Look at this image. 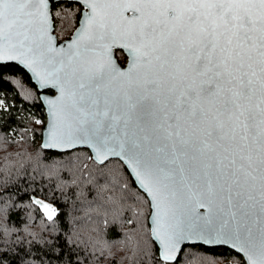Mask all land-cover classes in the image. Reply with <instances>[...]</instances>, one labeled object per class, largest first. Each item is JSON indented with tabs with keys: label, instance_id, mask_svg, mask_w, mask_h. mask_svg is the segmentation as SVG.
<instances>
[{
	"label": "snow or ice",
	"instance_id": "snow-or-ice-1",
	"mask_svg": "<svg viewBox=\"0 0 264 264\" xmlns=\"http://www.w3.org/2000/svg\"><path fill=\"white\" fill-rule=\"evenodd\" d=\"M81 2L90 11L65 53L50 35V0H0V62L60 85L49 146L85 145L101 166H131L155 201L158 264L194 238L264 264V0ZM118 37L132 46L128 71L104 58ZM65 244L57 264L95 256ZM32 259L0 244V264Z\"/></svg>",
	"mask_w": 264,
	"mask_h": 264
},
{
	"label": "trees",
	"instance_id": "trees-1",
	"mask_svg": "<svg viewBox=\"0 0 264 264\" xmlns=\"http://www.w3.org/2000/svg\"><path fill=\"white\" fill-rule=\"evenodd\" d=\"M82 8L71 0L53 4L59 39L71 36ZM117 55L124 62V52ZM46 120L40 90L29 72L18 63L0 62V244L21 255L30 249L34 259L28 264L67 260L66 237L79 245L81 260L88 252L95 253L87 264H158L150 199L129 169L115 158L101 166L88 147L44 149ZM44 203L55 208L52 219ZM53 247L64 255H53ZM165 264H245V260L228 246L198 243L186 244L175 262Z\"/></svg>",
	"mask_w": 264,
	"mask_h": 264
},
{
	"label": "water",
	"instance_id": "water-1",
	"mask_svg": "<svg viewBox=\"0 0 264 264\" xmlns=\"http://www.w3.org/2000/svg\"><path fill=\"white\" fill-rule=\"evenodd\" d=\"M57 1H60V0H50V4H49L50 12L52 14V17H51L52 31H51L50 35L53 37V45L55 46L56 51L59 52V51L63 50V52L67 53L69 51V44L74 43L76 30L79 29L83 23V15L87 11H90V9H87L86 6H83L81 16L79 19V23H78L77 27L75 28V30L73 31V33L71 34V36L64 38V39H59L58 34L55 32V23H54L53 12H52L53 4ZM71 1H76V0H71ZM80 4L82 5V2ZM124 15H125V17L131 19L132 12L131 11L125 12ZM106 44H107V47L102 50L104 52V58L106 60H110L120 70L128 71L132 66L131 61H132L133 53H132L131 43L125 38L118 37L114 41H112V40L107 41ZM117 49L123 50L124 53L126 54L127 60L125 63H122L119 60V58L117 56V52H116ZM15 63H18V62H15ZM19 65H21L23 68H25L29 72V74L32 77V80L38 86V88L40 90V97H41V100L44 104V107H45V110L47 113V120H46L45 126L43 128V135H42V140H41L42 147L44 149L57 150V151H67V150H72V149H75L78 147H88L85 145H76L75 147L64 146V145H60L57 147H50L49 146L51 143L50 131H51L53 124H54L53 109L49 105V101L50 100L60 101V98H61L60 85L58 83L52 81V80H46V79L41 78L40 76L37 75L36 72H33L30 68L25 67L22 64H19ZM49 89H51L52 91H49ZM88 148L92 152V157H94L95 149H91L90 147H88ZM97 162H99V161H97ZM127 168L129 169V171L131 172V174H132L133 178L135 179L137 185L139 186V179L136 178L135 173L131 171V166H128ZM144 192L146 193V190H144ZM147 196L149 197L150 201H152L151 195H147ZM198 212H200L206 216L208 215V209L206 207L205 208H199ZM149 221H150V227H151V235L158 245L159 256H160V258H162L163 246L156 239V235H155V229L157 226L156 225L155 201H152V203H151V213H150ZM198 243L204 244L206 246L222 245L219 241H217L216 243H208L207 241L201 240L199 238H194L191 241H182L181 245H180L181 250L177 253V258L175 260H171V261H167V262H175L179 258L180 254H181V252H182V250L186 244H198ZM224 246H227V245H224ZM228 247H230V246H228ZM234 250L238 252V250H236V249H234ZM240 254H242V256L244 257L243 253H240ZM245 259L246 258L244 257V260Z\"/></svg>",
	"mask_w": 264,
	"mask_h": 264
},
{
	"label": "rangeland",
	"instance_id": "rangeland-1",
	"mask_svg": "<svg viewBox=\"0 0 264 264\" xmlns=\"http://www.w3.org/2000/svg\"><path fill=\"white\" fill-rule=\"evenodd\" d=\"M44 205H47L48 207H47V209H45L49 214H52V213H54V211H55V208L53 207V206H51V205H49V204H43V206ZM45 208V207H44ZM54 210V211H53Z\"/></svg>",
	"mask_w": 264,
	"mask_h": 264
},
{
	"label": "flooded vegetation",
	"instance_id": "flooded-vegetation-1",
	"mask_svg": "<svg viewBox=\"0 0 264 264\" xmlns=\"http://www.w3.org/2000/svg\"><path fill=\"white\" fill-rule=\"evenodd\" d=\"M83 7V6H82ZM121 49H117V51L116 52H119ZM123 51V50H122ZM124 52V51H123ZM125 54V53H124ZM118 56V55H117ZM125 57H126V59L124 60V62H122V63H125L126 62V60H127V56H126V54H125Z\"/></svg>",
	"mask_w": 264,
	"mask_h": 264
}]
</instances>
